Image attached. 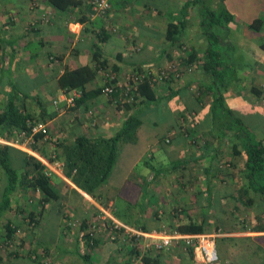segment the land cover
<instances>
[{
    "label": "crops",
    "instance_id": "1",
    "mask_svg": "<svg viewBox=\"0 0 264 264\" xmlns=\"http://www.w3.org/2000/svg\"><path fill=\"white\" fill-rule=\"evenodd\" d=\"M4 1L8 5H4ZM76 1V6L59 10L44 0V25L39 32H33L30 24L34 13L27 1L0 0V110L3 96L13 86L28 96V99L18 96V106L33 116L41 114L44 123L51 125V129L52 125L56 128V122L59 126L53 131L56 135L49 138L54 141L51 146L44 144L32 148L16 144L15 135L8 136L6 130L0 127V145L12 148L13 154L18 151L20 157L26 155L45 163L57 156L55 160L64 164L63 171L51 177L57 198L47 200L41 209L42 220L33 234L35 247H42L50 260L62 264H205L191 247L185 245L184 239L209 234L214 236L216 248L218 241L226 245L221 248L216 264H241L246 261H237L235 255L232 257L231 242L248 237L264 240V232L252 229L257 227L256 221L264 223V200L251 192L243 195L240 190L245 182L241 172L232 169L234 166L224 169L220 164L222 142L218 143L213 137V143L194 147L187 138V133L195 138L211 135L207 106H201L192 94L193 88L210 84L211 77L199 71L183 82L158 84L154 88V101L122 108L111 97L103 95L102 90L92 94L106 83L104 69H101L80 89L88 96L78 99L81 102L74 109L73 116L66 118L58 115L48 119L49 115L66 108L64 99L69 96L59 87L58 78L68 69L86 65L93 67L97 51L101 61L106 62V70L113 71L122 81L140 70L155 73L170 69L186 53L180 49L178 42L168 38V26L181 21L192 22V8L186 16L180 13L188 0H109L110 8L104 17L92 15L88 0ZM243 1L250 2L241 1L242 4L238 5L240 0H225L228 11L235 17V25L246 26L258 18L264 20V0ZM196 31L192 23L187 25L180 43L196 49L198 41L203 42ZM260 43V50H255L257 54L253 55L258 57L255 56L254 60L246 57L251 67L240 76L242 81L234 84L247 83L250 98L247 100L244 94L238 96L234 99L235 108L232 107V110L246 108L250 130L257 139L264 140V126L261 125H264V110L257 104L256 94L254 98L251 92L252 88L263 91L259 96L264 98V49ZM33 46H38V49ZM196 51L201 54L203 50L197 48ZM247 74L250 75L248 82L243 80ZM29 100L42 103L31 112ZM52 100L59 102L57 109L53 108ZM141 100L144 97L139 98ZM236 115L242 118L240 113ZM192 116L196 126L182 128L184 124L181 122H187ZM132 117L138 120V124L129 129L125 136L128 138L117 142L116 161L106 183L97 192L99 197L77 188L68 178L71 174L66 167L68 151L70 154L76 139L83 135L92 141L114 139L122 132L126 120ZM166 140L168 144H165ZM234 163L233 160L232 165ZM61 184L71 186L72 199L68 198L69 192L58 194L57 186ZM4 186L5 179L0 168V206ZM61 195H64L63 199L67 196L73 208L70 212L75 213L76 220L87 218L89 222L96 218L92 213L97 215L96 212L101 209H111L116 214L120 211L117 203L121 202L125 205L124 214L134 216L131 224L121 221L145 235L138 244L122 239L120 234L114 241L99 235L90 243L87 237H81L88 229L83 223L69 237L72 230L66 226L68 229L63 231L62 211L59 209ZM249 197L252 202L247 204ZM241 203L257 216L253 227L247 230L227 219L229 215H237ZM20 212L14 193L8 208H0V231L5 230L0 242L11 237L12 224L19 225L21 217L17 214ZM5 221L9 229L4 226ZM261 223L258 226L263 225ZM189 224H203L204 231L199 234L178 231ZM162 234L177 235L179 239L168 249L142 252L144 244L159 240ZM9 241L15 243L16 239ZM259 247L264 249L262 244ZM7 251H0V264H36L27 257Z\"/></svg>",
    "mask_w": 264,
    "mask_h": 264
},
{
    "label": "trees",
    "instance_id": "2",
    "mask_svg": "<svg viewBox=\"0 0 264 264\" xmlns=\"http://www.w3.org/2000/svg\"><path fill=\"white\" fill-rule=\"evenodd\" d=\"M47 2L59 10H65L78 4L76 0H47ZM190 8L193 9V13L196 15L195 19L191 17L192 22L187 21L184 23L181 21L178 24H170L168 26V38L172 42H178L179 47L186 53L180 58L181 60L179 59L183 66H189L194 71L193 74L200 71L201 74L211 77L212 81L210 84H201L198 88V95H194V97L201 103V106H207V115L211 121V136L217 139L218 143L230 142L232 154L244 157L241 176L245 184L240 191L243 192V195L251 192L262 201L264 200V140L257 139L245 121L228 108L224 96L232 85L242 81L240 76L251 67L250 62L247 61L238 45L229 38V26L236 24L235 17L228 11L225 0H188L182 6L180 13L186 16ZM190 23H192L193 27H197V33H199L205 43L201 54L196 51L197 48L190 49L180 43L181 35ZM247 28L255 33H264V20L261 18L255 19L247 25ZM260 47L264 49V42L260 43ZM100 58L101 55L97 51L93 57V67L86 65L64 71L58 78L59 87L65 92L83 89L88 82L95 78L97 71L101 69L106 71L108 69L105 60L101 61ZM110 72L113 71L110 70ZM189 75L192 74L189 73ZM157 85V83L151 84L148 80H143L138 85L137 91L139 97H144V100L137 103L147 105L154 101L156 99L154 88ZM101 90L97 89L92 94L101 93ZM251 92L257 96L260 93L256 88H252ZM18 96L28 99L27 95L21 93L13 86H10V90L3 96V106L0 110V127L6 130L8 136L21 133L29 136L32 125L45 121L39 117H34L23 107L18 106ZM87 96L83 92L81 99H85ZM79 102L81 101L76 100L74 108L66 107L63 110L54 112V114L49 115L48 119H54L58 115H60L58 117L66 116V118L69 115L70 117L73 116L72 113ZM62 111L63 113H61ZM55 124V129L53 125L51 129V125L45 124L50 138L56 135L53 131L59 128L58 123L56 122ZM137 124L138 120L136 118H128L122 132L111 140L92 141L84 135L76 139L74 148L70 150L66 167L70 174L75 170L72 181L77 188L92 196H94L95 192H98L100 187L106 183L115 164L117 142L122 138H128L125 136L128 135L129 129ZM40 138V135L34 136V140H39ZM17 153L19 152L17 151L13 154V149L9 146L0 145V168L5 179L0 208L7 209L10 197L17 191L19 186L24 184L40 191L43 194L44 204L47 200L56 199L55 190L51 186L49 179L44 175L42 163L26 155L16 157ZM246 200L247 204L252 202L250 197ZM256 222L258 224L261 223V221ZM258 224L257 227L252 226L253 231L264 232V223L259 226ZM7 227L9 229L10 226L7 225ZM178 231L180 233L199 234L204 229L203 224H189L186 227H180ZM8 243L10 244L11 241L8 240ZM45 251L43 249V255ZM34 262L36 264H44L39 260Z\"/></svg>",
    "mask_w": 264,
    "mask_h": 264
},
{
    "label": "rangeland",
    "instance_id": "3",
    "mask_svg": "<svg viewBox=\"0 0 264 264\" xmlns=\"http://www.w3.org/2000/svg\"><path fill=\"white\" fill-rule=\"evenodd\" d=\"M3 0H1L2 2ZM27 1L28 6L31 7V11L34 13L33 14V19H32V23L30 24L31 30L40 31V27L44 25V0H25ZM246 3L248 4V2L250 1H243L240 0L239 4ZM4 5H8V2L4 1ZM40 10V11H38ZM194 17H196V15L193 14L192 19H195ZM198 18V17H197ZM196 18V19H197ZM10 20V18H9ZM230 27V40L232 42H234L236 45H238L239 49L241 50V52L245 55V57H247L248 60H254L256 57L258 56H253L255 53L257 54V52L255 50H260L259 48V42H264V33H260V34H253L252 31H250L247 28V25H231ZM194 30H197V27H194ZM250 31V32H249ZM197 32V31H196ZM199 39H201L199 37ZM192 40L194 41V39L192 38ZM196 42V41H194ZM193 42V44H194ZM199 46H197V48L199 50H203L204 49V41H198ZM34 48L38 49V46H33ZM181 49V48H180ZM183 50V49H181ZM258 64H259V60H258ZM183 66V65H181ZM194 71H192L193 75ZM190 76L189 74H187L186 76H183L179 79V82H183L184 80L187 79V77ZM249 76L250 75H246L245 79H243L244 81L249 80ZM257 81V80H256ZM258 82V81H257ZM248 84L245 83L243 85V83L241 85H234L232 88H230V90L228 91L227 95L224 94V96H226V105L228 106V108H230L232 110V107H234V99L238 98V96H243L247 98L249 97V87L247 86ZM258 85V84H257ZM258 90V89H257ZM194 92H192L193 95H198L199 90L196 87L193 88ZM259 91V90H258ZM259 92H263V91H259ZM253 97L255 98V95L252 94ZM257 96V95H256ZM257 104H259L263 110H264V98H260V96H257ZM37 100H39L38 98H36ZM35 99V100H36ZM44 101V99H41ZM54 101L52 100V106L53 108H56L58 105H54ZM209 101V100H208ZM29 104H31L29 111H35L37 110V105H41L42 102H35L33 100L32 101H28ZM138 100L132 104H125V105H121L122 108L123 107H134L137 103ZM58 108V107H57ZM56 108V109H57ZM235 108V107H234ZM243 110V112H242ZM234 112V114L236 113H240V115L242 116V118H244L246 125L248 126V128L250 129V122H248L247 120V110L246 108H240L238 107L236 110H232ZM32 114V113H31ZM41 115V114H40ZM40 115H35L34 117H39L41 120V116ZM245 117H244V116ZM238 116V115H237ZM239 117V116H238ZM240 118V117H239ZM185 120V118H184ZM44 123V122H43ZM181 124H184L182 126V128H187V126H196L195 123V119L193 118V116L191 117V119H187V122L182 121ZM262 126H264L263 124H261ZM19 134L15 135V140L19 139L18 138ZM191 134L187 133V138L189 139V142H193L192 144L194 145V147H198L201 145H205L208 143H213V136L208 135V136H198V137H190ZM215 139V138H214ZM169 140V139H168ZM168 140L165 141V144H168L169 142H167ZM54 143V141L51 140H34V141H28L27 143H25V146L27 148H32L37 146H43L44 144H49L48 146H51V144ZM224 144V146H222L221 148V158H219L220 163L224 169H229L232 168V166H234L232 169H238L241 172L242 166L244 164V157L242 156H234L232 154V147H231V143L228 141H224L222 142ZM34 150V149H33ZM68 155H69V151H68ZM52 156V155H51ZM50 156V157H51ZM56 156V155H53ZM16 157H19L18 154L16 155ZM57 157V156H56ZM52 158L53 159H56ZM234 160V164L232 165V161ZM41 162V161H39ZM42 162H44V160H42ZM50 162V161H48ZM228 165L227 168H225V166ZM222 168V169H223ZM221 169V170H222ZM60 171H63L60 170ZM74 171V170H73ZM73 171L71 172V176H68V178L70 177V181L73 183L72 181V176L75 174L73 173ZM43 172H44V168H43ZM65 176V175H64ZM28 178V177H27ZM29 179V178H28ZM49 182L51 184V186H53V179L49 178ZM74 184V183H73ZM57 189L59 190L58 194L60 195V193H67L69 192V197L71 198V191L73 190L71 188V186H66L64 184H61L60 186H57ZM16 193V205L20 208V213L17 214V217L20 216L21 218L18 220L19 225H13L12 224V235H11V239L15 238L16 242L15 243H8L7 239L3 242H0V251L5 253L7 250H11L12 254H16V256H21V257H27L29 258L31 261H35V260H39L42 261L45 264H54L56 262L59 261H53L50 260L47 256V254L44 253V255L42 254L43 248L42 247H35V232L36 229L38 228V226L40 225V221L42 220L41 218V209L42 206L44 207V199H43V194L38 191L33 189L32 187L27 186L26 184H24L23 186H19ZM62 196V200L59 204V209H61V213H62V218H63V231H66V229H68L66 226H68L72 231H70V236L72 237L74 233V230H79L78 226L79 224H83L88 228V222L89 219H85V220H76L77 218L74 217L73 214H75L74 212H70V210H73V208H71L72 206L68 203L66 197L65 199H63L64 195ZM93 197H99L98 193L95 192ZM260 203V202H259ZM258 203V204H259ZM241 205V209L237 210V215H229L227 216L228 221H235L236 225H240L241 228L243 229H248L249 227H251L256 219V215H253V213L251 211L248 210V206L243 205L242 203ZM261 205V204H259ZM117 206L120 208V211H116V214L114 212H112L111 209H104V210H109L110 214L112 217H114L116 220L118 219V221L120 220L121 223H130L132 222V219L134 216L127 217L124 213L126 211H124V207L125 205L121 202L117 203ZM132 211V210H131ZM97 213V212H96ZM92 216H94L95 218V214L92 213ZM117 216V218H116ZM254 217V218H253ZM124 222H122V221ZM69 221L70 225H66V223ZM124 223V224H125ZM7 225V221L4 222V226ZM127 225V224H126ZM76 226V227H75ZM5 230L0 231V239L3 238V233ZM78 232V231H77ZM254 236V235H251ZM264 239V237H263ZM262 244L264 246V240H261L260 237L258 240H254L252 237H248V238H237L234 239L233 242H231V254L232 257L235 255L237 256V261L242 259V260H246V261H242L241 264H264V249L262 247H259V245ZM226 245L225 244H221L220 241L217 242V254L220 257V253H221V248H225ZM8 252V251H7ZM3 257L4 254H3ZM62 263V262H61Z\"/></svg>",
    "mask_w": 264,
    "mask_h": 264
},
{
    "label": "built area",
    "instance_id": "4",
    "mask_svg": "<svg viewBox=\"0 0 264 264\" xmlns=\"http://www.w3.org/2000/svg\"><path fill=\"white\" fill-rule=\"evenodd\" d=\"M92 9V15L96 17H104L108 12L109 0H88ZM180 61L173 63L170 69H162L159 72H133L125 77L122 81L109 70L103 71L106 83L102 88V94L113 99L116 105L132 104L139 101L138 95V85L143 80H148L149 83L160 84L166 81L179 80L181 77L186 76L191 73L189 66H181ZM68 92L69 96L64 99L67 108H74L75 102L82 97L83 92L80 89H74ZM58 101H54V105H58ZM40 135L41 140H49L47 126L43 123H37L30 127V135L27 136L25 133L19 134L15 143L20 144L23 147L28 141H34V136ZM168 142V141H167ZM44 167V175L48 179L52 177L53 174L58 175V172L63 169L64 164L58 160L53 159L50 162H41ZM61 172V171H60ZM75 173V170L73 171ZM120 234L121 238L124 240H129L134 244L141 242L144 237V232L128 226L120 221L116 220L111 216L109 210L101 209L97 212L96 218L89 222L88 229L85 234L81 237L87 236V240L91 243L99 235L106 236L110 241H114L117 235ZM177 235L162 234L159 240L155 242H149L144 244L143 253L149 251H162L170 248L175 240H178ZM186 246L191 247L195 254H198L205 264H216L218 262V254L215 245V238L213 235L200 234L194 237H188L184 239ZM45 264V263H44ZM54 264H62L61 262H56Z\"/></svg>",
    "mask_w": 264,
    "mask_h": 264
}]
</instances>
